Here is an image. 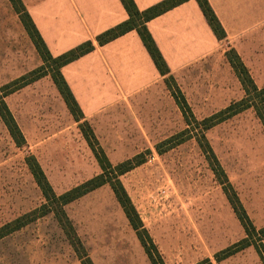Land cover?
Wrapping results in <instances>:
<instances>
[{
	"label": "rangeland",
	"instance_id": "obj_1",
	"mask_svg": "<svg viewBox=\"0 0 264 264\" xmlns=\"http://www.w3.org/2000/svg\"><path fill=\"white\" fill-rule=\"evenodd\" d=\"M184 71L143 105L120 106L88 121L113 166L150 151L147 162L120 177L164 264H262L252 247L217 263L214 256L245 238L244 231L187 127L170 89L196 122L244 97L224 60ZM43 66L8 0H0V88ZM264 88V81L257 83ZM257 85V86H258ZM258 86V87H259ZM260 88V89H261ZM259 89V88H258ZM26 146L16 148L0 120V228L37 210L44 199L26 165L35 157L56 195L100 174L79 123L49 75L4 99ZM82 123V122H81ZM176 137L181 144L155 148ZM256 229L264 227V130L252 109L204 133ZM170 145V144H169ZM64 211L92 264H150L110 188L104 186ZM264 247V240L262 242ZM0 264H81L52 215L0 240Z\"/></svg>",
	"mask_w": 264,
	"mask_h": 264
},
{
	"label": "crops",
	"instance_id": "obj_2",
	"mask_svg": "<svg viewBox=\"0 0 264 264\" xmlns=\"http://www.w3.org/2000/svg\"><path fill=\"white\" fill-rule=\"evenodd\" d=\"M132 1L144 11L164 0ZM21 2L53 58L87 41L93 43L91 53L60 70L82 122L120 106L151 101L168 77L174 80L190 67L224 60L232 71L225 57L230 50L257 88L264 81V0H207L224 30L223 41L214 37L194 0L149 21L146 29L169 70L166 77L158 74L134 31L103 47L96 45V36L128 19L119 0Z\"/></svg>",
	"mask_w": 264,
	"mask_h": 264
},
{
	"label": "trees",
	"instance_id": "obj_3",
	"mask_svg": "<svg viewBox=\"0 0 264 264\" xmlns=\"http://www.w3.org/2000/svg\"><path fill=\"white\" fill-rule=\"evenodd\" d=\"M8 1L19 17L25 32L27 33L36 52L43 62L42 67L0 88V120L5 126L9 137L16 148H24L26 146L25 138L13 115L8 109L4 99L16 91L49 75L67 111L72 116L73 120L80 124V131L92 154L94 155V158L96 159L100 169V174L91 178L90 180H87L79 186L64 192L61 195H56L35 157L28 155L25 158V165L44 199V204L41 205L37 210L32 211L1 227L0 240L23 229L30 223L35 222L40 218L52 215L63 231L64 235L70 241L74 252L81 260V264H92L89 258L85 255L84 249L78 241V238L64 211V208L96 190L104 186H108L117 204L121 208L129 226L135 233L140 245L142 246L149 263L164 264L155 245L145 230L127 192L119 180L123 175L145 164L147 162V157L150 155V151L137 154L131 159L123 161L115 166L111 165L103 151L98 146L96 139L87 123L82 122V113L60 73V70L64 66L91 53L94 50L93 43L91 41H87L62 55L53 58L49 54L21 0ZM188 1L191 0H164L144 11H139L132 0H119L128 16V19L125 22L96 36L94 41L98 47H103L108 43L126 35L127 33L134 31L138 35L158 74L162 77H166L169 75V70L152 37L147 31L146 24L149 21ZM194 1L198 5V8L206 20V23L212 31L214 37L218 41L225 40L226 36L224 30L222 29L207 0ZM225 57L244 92V97L238 102L230 104L224 110L198 123L192 116L187 103L180 93L176 89H170L169 91L171 92L172 98L174 99L176 106L180 110L181 115L186 122V126L192 127L193 124H196V128L199 129V135H196L194 139L245 234V238L236 245H233L217 253L214 256L215 261L219 263L222 260L232 257L240 251L252 247L261 260V263L264 264V247L262 245L264 240V227L256 229L252 225L237 197L236 192L230 185L221 165L219 164L204 135L206 131L213 128L214 126L219 125L249 109L253 110L256 118L259 120L264 130V88L258 89L255 86L247 69L244 67L241 60L233 50L228 51L225 54ZM170 82H173V79L168 77L165 80V84L169 88ZM189 133L190 131L186 130L180 133L178 136L167 139L165 142L161 143L160 146L155 148L157 154L160 155L181 144L182 142L191 139L192 137H190ZM183 135H187L186 139H184L182 142L173 143L176 137ZM163 145H168L167 149H165L166 151L159 150ZM207 264L210 263L207 261Z\"/></svg>",
	"mask_w": 264,
	"mask_h": 264
}]
</instances>
